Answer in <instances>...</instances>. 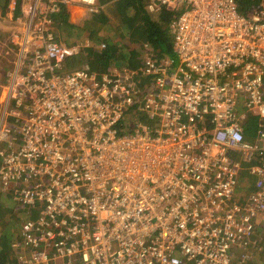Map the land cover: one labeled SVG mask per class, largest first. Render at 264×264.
Here are the masks:
<instances>
[{"label": "built area", "instance_id": "obj_1", "mask_svg": "<svg viewBox=\"0 0 264 264\" xmlns=\"http://www.w3.org/2000/svg\"><path fill=\"white\" fill-rule=\"evenodd\" d=\"M76 2L97 5L9 0L0 15L1 55L16 54L0 85V193L19 218L16 264H264L253 254L264 123L251 141L243 131L248 116L264 118V0L247 15L234 0H146L175 11L174 58L144 42L136 69L105 73L64 69L92 47L53 33L55 14ZM132 114L156 126L127 132Z\"/></svg>", "mask_w": 264, "mask_h": 264}, {"label": "trees", "instance_id": "obj_2", "mask_svg": "<svg viewBox=\"0 0 264 264\" xmlns=\"http://www.w3.org/2000/svg\"><path fill=\"white\" fill-rule=\"evenodd\" d=\"M9 0H0L2 11L7 8ZM238 10L247 15L251 9L258 5L260 0H234ZM99 3L97 9L91 14L92 16L102 19L101 29L94 34L93 39L99 42H106V46L102 49L99 46L87 47L86 53L81 55L84 62H87L91 70L102 73L110 69L114 64L121 62L125 66L118 64L119 67L134 66L136 61L132 57H128L125 50L121 48V43L128 41L133 43L134 38L138 40L139 46L147 42L159 52L158 55H168L174 58L172 29L170 23L174 18V10L161 8L156 12H151L147 8L146 0H97ZM101 4V5H100ZM97 6V5H96ZM68 13L66 7L62 6L58 14L56 22L61 30L66 29L65 16ZM64 28V29H63ZM101 32V35H99ZM95 35H99L96 37ZM126 35V36H125ZM126 37V38H125ZM76 55H80L82 53ZM91 55L89 56V54ZM86 54H88L86 56ZM74 55V56H76ZM124 59V60H123ZM78 64L73 59V56L67 59V66ZM136 114H132L130 119L125 121L124 129L130 132L135 124ZM133 117V118H132ZM140 120L146 121L145 117ZM259 123H264V118L260 119L257 116H248L243 123V131L245 139L254 138L258 129ZM264 157V154H263ZM1 194V193H0ZM0 201V225L2 226L3 234L0 235V264H16L12 257L13 249L11 240L13 234L7 229H4V216L7 214L3 209ZM261 247V241L257 242L254 249ZM257 254V251H255Z\"/></svg>", "mask_w": 264, "mask_h": 264}, {"label": "rangeland", "instance_id": "obj_3", "mask_svg": "<svg viewBox=\"0 0 264 264\" xmlns=\"http://www.w3.org/2000/svg\"><path fill=\"white\" fill-rule=\"evenodd\" d=\"M97 4V6H98V4L99 3H96ZM101 5V4H100ZM96 6V7H97ZM0 9H1V7H0ZM238 9V8H237ZM69 11H72V9L71 10H69ZM151 12H156V11H151ZM2 15V14H1ZM56 15V14H55ZM3 16H5L4 14H3ZM90 17H91V14L89 15L88 14V19H86V21H77L75 18H73L72 19V21H73V26H69L68 28H66V29H64V30H61L60 31V29H61V27H59V31H60V34L59 35H61V37H63V35H65L68 39H67V41H72L73 43H75L76 41H78V40H83V39H88L89 41H90V43L92 44V47L93 46H99L100 48H101V44L102 43H104L105 44V46L107 45L106 44V42H99V41H95L94 39H93V37H94V34L92 33V32H89L87 29H89L90 27V25H88L89 24V22H90ZM85 22H86V24H85ZM66 25V24H65ZM74 26H76V27H74ZM94 26L95 25H92L91 27H93L94 28ZM83 27H85L84 29H83ZM68 29V30H67ZM55 30H56V28H55ZM72 31H74L73 32V34H69V33H71ZM66 33H68V34H66ZM1 34V33H0ZM58 35V34H57ZM99 35H101V32H100V34ZM99 35H95L96 37H98ZM126 36V35H125ZM58 37V36H57ZM0 38H1V36H0ZM126 38V37H125ZM3 40V39H2ZM71 42V43H72ZM139 43L140 42H138V40L137 39H135L134 38V40H133V43H128V41H126V42H123V43H121V48L123 49V50H125V52L127 53V56L128 57H132V59L134 60V61H136V64L134 65V66H126V67H119L118 66V64L120 63L121 65H123V66H125L124 64H122L121 62H119V63H117V64H114L110 69H108L107 71H105V72H109V71H114V69H117V68H120V69H122V68H134V69H136L137 68V66H138V62H140L141 61V56H139V59H137V57H138V53L139 54H142V49H141V47L139 46ZM147 43V42H146ZM149 44V43H148ZM71 46V45H70ZM104 46V47H105ZM104 47H102V49L104 48ZM149 48L153 51V53L154 54H156V55H158L159 54V52L157 51V50H155L153 47H152V45L151 44H149ZM86 53V49H84V50H82V53L80 54V55H76V56H74V55H71V56H73V59L75 60V61H77L78 62V64L76 63L75 65H72L71 67H68L67 66V60H66V64H65V67H64V69H69V70H71V69H75V68H78V67H80V65H82V64H87L88 65V63L87 62H84L83 61V59L81 58V55L82 54H85ZM88 54H86V56H87ZM91 55V53L89 54V56ZM71 56H69L68 58H70ZM16 58V54L15 53H12V55L10 54V55H5V56H3V54L1 55V52H0V85H2L3 83H6V81H5V79H6V72H7V70L8 69H10V68H12V66H13V60ZM67 58V59H68ZM124 60V59H123ZM119 64V65H120ZM89 66V65H88ZM89 69H90V67H89ZM91 70V69H90ZM91 71H94V72H96V73H98V71H95V70H91ZM105 72H102V73H105ZM140 80L141 81H145V80H148V77H142V78H140ZM0 88H1V86H0ZM130 117H131V115L127 118V120H129L130 119ZM135 117V120H136V122H135V124H134V126L137 124V123H140L139 121H141L142 123H147V126H151L152 128L153 127H155L156 126V122L155 121H150L149 119H148V121H147V119H146V121H142V120H140V118L142 117V116H134ZM133 118V117H132ZM126 120V121H127ZM263 127H264V124H263ZM132 131V130H131ZM257 134V133H256ZM256 136V135H255ZM254 138H251V139H248V141H251V140H253ZM247 140V139H246ZM263 154H264V149H263ZM263 154H262V157H261V160H260V162H264V157H263ZM237 182H238V185H237V189H238V191H240V193H245V194H247L248 192H249V190L252 188L251 187V182H250V180L249 179H247V178H242V177H239V176H237ZM234 197H238V195H235ZM0 201L2 202V205H4L3 206V211L5 212V213H7L4 217V220H3V222H4V224H6V226H4V229L5 230H9L12 234L14 233V230L16 229V225L18 224V220H19V218H17L14 214H13V212H12V205H11V202L9 201V199H8V197L6 196V195H1L0 196ZM3 234V231H2V226L0 225V235H2ZM259 234L261 235V247H259V249L257 250V249H254L253 250V254H254V257H255V259H259V260H261L262 262H264V230H261L260 232H259ZM254 247V246H253ZM240 251V248H239V250H238V252ZM255 251H257V254H256V252ZM13 252H14V250H13ZM14 255H15V253H14ZM237 257V254H235V258ZM13 258H14V256H13ZM234 258V259H235Z\"/></svg>", "mask_w": 264, "mask_h": 264}, {"label": "crops", "instance_id": "obj_4", "mask_svg": "<svg viewBox=\"0 0 264 264\" xmlns=\"http://www.w3.org/2000/svg\"><path fill=\"white\" fill-rule=\"evenodd\" d=\"M99 5V4H98ZM98 7V6H97ZM97 7H96V9H97ZM61 11V8L59 9V11L56 13V15H55V21H54V25H55V28H56V30H55V28H54V30H53V33H54V35H55V38H56V40L59 42V43H61L62 45H65V46H70V45H72L73 44V42L71 43L70 41H67V37L65 36V35H63V37H61V35H59L60 34V31H61V29H62V27H61V29H60V31H59V24L56 22V19H57V17H58V14H59V12ZM96 11V10H95ZM94 11V12H95ZM91 12H93V11H91ZM91 12H89V11H87L86 10V8L84 7V6H82V5H80L78 2H76V4H75V6L73 7V9H72V11H68V13L66 14V16H65V22H66V28H68L70 25L71 26H73V21H72V19L73 18H75L77 21H86V19H88L87 17H88V14L90 15L91 14ZM7 13V14H6ZM2 14V15H1ZM3 14L5 15H8V10H7V8H6V10L5 11H2V9H0V15L1 16H3ZM20 13H19V11L18 12H16V15H19ZM93 14H91V17H90V22H89V24L88 25H90L89 27V29H87L89 32H92V33H96L97 31H99L100 29H101V24H102V19H99L98 17H95V16H92ZM85 24H86V22H85ZM92 25H95L94 26V28L93 27H91ZM8 26H9V23H8V21H6V20H3V19H1L0 18V36H1V38H0V40H2V39H4L5 37H6V35H7V33H8ZM74 27H76V26H74ZM85 27H83V29H84ZM68 30V29H67ZM73 32L74 31H72L71 33H69V34H73ZM58 34V35H57ZM66 34H68V33H66ZM58 36V37H57ZM1 195H6L7 197H8V195L7 194H0V196ZM9 201H10V199H9ZM14 256V252L12 253V257ZM14 259V258H13Z\"/></svg>", "mask_w": 264, "mask_h": 264}]
</instances>
